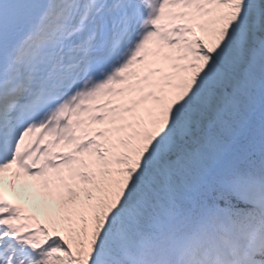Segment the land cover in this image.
I'll return each instance as SVG.
<instances>
[{
    "label": "snow or ice",
    "instance_id": "snow-or-ice-1",
    "mask_svg": "<svg viewBox=\"0 0 264 264\" xmlns=\"http://www.w3.org/2000/svg\"><path fill=\"white\" fill-rule=\"evenodd\" d=\"M0 264H264V0H0Z\"/></svg>",
    "mask_w": 264,
    "mask_h": 264
}]
</instances>
